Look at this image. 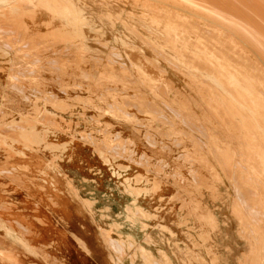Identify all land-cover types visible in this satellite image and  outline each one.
Here are the masks:
<instances>
[{
  "label": "rangeland",
  "instance_id": "374dc122",
  "mask_svg": "<svg viewBox=\"0 0 264 264\" xmlns=\"http://www.w3.org/2000/svg\"><path fill=\"white\" fill-rule=\"evenodd\" d=\"M66 1H0V211L27 194L19 150L69 206L49 229L0 215V264H264V50L221 14L264 1ZM225 62L232 102L208 82Z\"/></svg>",
  "mask_w": 264,
  "mask_h": 264
},
{
  "label": "crops",
  "instance_id": "0c3cea01",
  "mask_svg": "<svg viewBox=\"0 0 264 264\" xmlns=\"http://www.w3.org/2000/svg\"><path fill=\"white\" fill-rule=\"evenodd\" d=\"M30 4H33L34 6H37V7L39 6L37 1L31 2ZM16 10H17V12H19L20 10H23V6H22V8H17V9H14L13 11L16 12ZM2 15L8 17V14H6V13L2 14ZM68 28H69V20H66V23H63V28L61 27V29H59L58 32L61 33V35H63V33H65V31L68 30ZM83 35H84V31H83ZM23 152H21V150H19L17 154L19 155V157L21 159L24 160V162L26 164L27 163L31 164V166L33 168V171H32V169L30 170V168L28 170L25 167H23L24 169L23 170L21 169L19 171V173L23 176V178L27 179V182L25 181L26 182V188H27V194H23V196L19 197V198L11 197L10 198L11 200L15 199L17 201H20L19 204H21V205L20 206L17 205V207L14 210L12 208V211H14V213L8 212V211H5V212L0 211V215L5 216V215H8L9 213L10 214L13 213V215H14L13 219L16 221V223L19 226H21V227L25 226V227L29 228L30 230H33V229L37 230V228H39V227H40V229L52 228V224L54 222V212H58L60 214L58 217L59 223L61 222L62 225H68V221H67L66 216L69 214V211H68L69 206L65 207L64 204L62 202H60L61 200H60L59 190L57 189L55 192V188L51 187L50 190L43 192V191H38V189H35L34 186L30 185L31 184V178H30L31 175H34V172L38 171L37 162H35V160H31V157L26 156V152H24V153ZM41 176L44 177L45 179H50V181L55 180V178H60L64 181H67L71 185V182H69L68 180L63 178V174L61 173V171H59L58 168L55 166V164H53L51 162L48 163V168L46 167L44 169ZM34 181H35L34 183H39V180H34ZM62 184H63V182H62ZM63 186H64V184H63ZM69 189H70V186L67 187L68 191H67L66 196L68 197L70 195L73 198H74V196L77 198L78 195H77L76 191L74 189L71 190L72 192L75 193L73 196V194L71 193V191ZM52 192H53V194H52ZM92 193H95V192H92ZM51 195L54 196V199L53 198L51 199V197H50ZM104 195L105 194H102V196H104ZM7 199H8V197L1 193L0 194V205L3 202H8ZM81 205L85 207V199L84 198H82V203H80V205H78V206H81ZM39 210H40V212H37ZM39 214L41 217L37 216ZM38 219H41L43 224L39 225V223L36 221ZM0 223L3 224L2 221H0ZM1 227L6 230V234L8 236L11 235L10 230H13V227L7 228L4 225H2ZM8 229H10V230L8 231ZM145 236H146V234H145ZM48 237H51V236L49 235ZM18 239H20L18 242H22V246L24 248H26L28 251H30L31 253L36 252L34 247L28 241V239H25L24 237H18ZM52 243L53 242H51L50 244H52ZM77 243H78L79 247H81L83 249L84 252L88 253L90 251L94 254L91 242H77ZM107 245H108L109 249L111 250V252H113L110 245L109 244H107ZM113 253L115 256L112 258H111L110 253L108 254V260H109L110 264H116L117 263L116 262L117 255L115 252H113Z\"/></svg>",
  "mask_w": 264,
  "mask_h": 264
},
{
  "label": "bare ground",
  "instance_id": "6f19581e",
  "mask_svg": "<svg viewBox=\"0 0 264 264\" xmlns=\"http://www.w3.org/2000/svg\"><path fill=\"white\" fill-rule=\"evenodd\" d=\"M232 2H234L233 0H231ZM264 1V0H263ZM68 4H69V6L72 8V9H74V8H77V6L75 5V3L73 2V0H67L66 1ZM235 3H237V1L235 2ZM259 3H261V2H259ZM259 3H257L258 4V6L260 5ZM250 4V3H249ZM249 4H248V6H249ZM236 5V4H235ZM238 5V4H237ZM241 5V4H240ZM251 5V7H252V3L250 4ZM245 6H247V5H245ZM245 6H243L242 5V8H240L241 6H239L238 8H235V7H233V8H231V10L233 11V13L234 14H236V15H234L233 17L229 14V12L227 13H223L224 11H222V13L219 11V13H221V14H226L227 16H229V23H231V25L230 24H228V26H230V27H232L233 29H236L235 28V26L233 25V23H235L236 22V19L234 18L235 16H236V18H238V20L241 22V24H242V26L240 27V29H241V32H242V34H244V37L245 36H247V37H249V35L248 34H256L257 36V39H254L255 41L257 40L258 42L257 43H259V44H257V43H254V42H250L249 44H251L252 46H253V48L254 49H256L257 51H262V49L264 50V28L263 29H261L258 25H257V27H256V25L254 24V22H250V19H249V15L250 14H252L253 16H259V17H263V20H264V9H259L258 7H255L256 5H254V2H253V8H254V11H252V9H251V11L249 10L250 8L248 7H245ZM213 10H214V8H213ZM216 11V10H215ZM252 18V17H251ZM257 20V19H256ZM239 21H237V22H239ZM252 21V20H251ZM236 22V23H237ZM216 25V24H215ZM243 36V35H242ZM250 37H252V36H250ZM249 37V38H250ZM254 38V37H253ZM252 39V38H251ZM250 39V40H251ZM253 40V39H252ZM261 45V47L259 48V46ZM257 51H255V52H257ZM262 54H264V52L262 53ZM262 58V57H261ZM262 61L264 62V59H262ZM209 62V61H208ZM217 64V63H216ZM224 64H226V62L224 63ZM213 65V64H212ZM230 67L226 64L224 67L223 66H221V65H216L215 67H213V69H214V73H215V76L213 75L212 77H210L209 78V81L208 82H210L211 84H212V86H213V88L217 91V92H219L220 94H223V96L225 97V98H227L230 102H232L233 101V95L232 94H229V93H227V95L226 94H224L225 93V88H224V85H226L228 82H229V80L228 79H230V75H231V71H230V69H229ZM238 84V83H237ZM239 87L241 86L240 84L238 85ZM242 88H243V90H244V94H245V96H247V97H250V96H253L254 95V92L253 91H251L250 89H246V88H244L245 86H241ZM234 91H237V94L238 95H242V91L239 89V88H236V89H234ZM231 92H233L232 90H231ZM249 105V108H248V110H251V113H253V112H255L257 109H258V107H263V104H261V102L260 101H258V100H254V101H252V100H248V101H246ZM263 189V191H264V188H262ZM262 191V190H261Z\"/></svg>",
  "mask_w": 264,
  "mask_h": 264
}]
</instances>
